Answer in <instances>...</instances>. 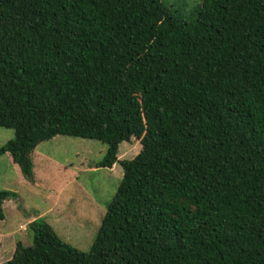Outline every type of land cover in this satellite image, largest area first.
I'll use <instances>...</instances> for the list:
<instances>
[{
  "label": "trees",
  "instance_id": "1",
  "mask_svg": "<svg viewBox=\"0 0 264 264\" xmlns=\"http://www.w3.org/2000/svg\"><path fill=\"white\" fill-rule=\"evenodd\" d=\"M0 126L28 182L57 135L123 169L89 251L35 213L0 264H264V0H0ZM22 204L0 189V220Z\"/></svg>",
  "mask_w": 264,
  "mask_h": 264
},
{
  "label": "rangeland",
  "instance_id": "2",
  "mask_svg": "<svg viewBox=\"0 0 264 264\" xmlns=\"http://www.w3.org/2000/svg\"><path fill=\"white\" fill-rule=\"evenodd\" d=\"M163 1L188 20L197 14L203 2ZM14 136L13 128L0 126V146ZM140 148L137 139L123 141L119 156L132 158ZM106 151L107 145L94 138L57 135L42 141L31 154L36 183L20 180L21 171L12 157L0 156V189L17 191L24 199L23 209L7 207L6 218L0 220L3 260L11 257L17 240L32 244L33 232L26 227L35 213L49 221L64 240L81 250L91 249L123 176L119 163L113 168L96 167Z\"/></svg>",
  "mask_w": 264,
  "mask_h": 264
},
{
  "label": "crops",
  "instance_id": "3",
  "mask_svg": "<svg viewBox=\"0 0 264 264\" xmlns=\"http://www.w3.org/2000/svg\"><path fill=\"white\" fill-rule=\"evenodd\" d=\"M5 157H6V156H5ZM8 157H9V156H8ZM112 168H113V167H112ZM19 177H20V176H19ZM20 180H22V178H21V177H20ZM22 181H23V180H22ZM22 181H21V182H22ZM30 220H32V219H30ZM30 220H28V221H30Z\"/></svg>",
  "mask_w": 264,
  "mask_h": 264
}]
</instances>
